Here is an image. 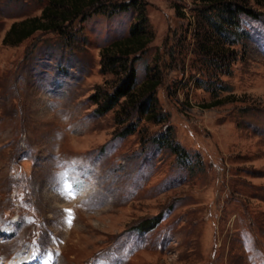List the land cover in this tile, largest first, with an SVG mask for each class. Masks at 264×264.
<instances>
[{
  "label": "rangeland",
  "instance_id": "1",
  "mask_svg": "<svg viewBox=\"0 0 264 264\" xmlns=\"http://www.w3.org/2000/svg\"><path fill=\"white\" fill-rule=\"evenodd\" d=\"M123 1L13 44L10 24L47 0H0V264H264V0H249L260 19L240 14L227 73L202 65L199 1ZM141 8L152 39L132 65L161 77L157 122L92 96L122 77L101 48Z\"/></svg>",
  "mask_w": 264,
  "mask_h": 264
},
{
  "label": "trees",
  "instance_id": "2",
  "mask_svg": "<svg viewBox=\"0 0 264 264\" xmlns=\"http://www.w3.org/2000/svg\"><path fill=\"white\" fill-rule=\"evenodd\" d=\"M101 0H47L39 15L27 16L13 21L4 34L3 40L16 44L27 38L36 30H57L62 25H70L77 17L84 18L86 8L91 5H100ZM202 16L203 25L208 27L202 41L199 42L200 52L204 54L202 65L206 68L227 73L230 70L234 47L232 46L242 38L246 32L240 27V14L260 19L262 12L255 10L249 0H196ZM134 0L116 2L117 7L135 5ZM100 3V4H99ZM184 15L183 11H179ZM148 18L144 8H141L135 20L130 24L128 32L120 37L110 40L101 48V66L103 70L111 71L124 65L122 77L112 87L111 91L100 90L93 93L96 102V112L101 114L115 106L120 98H126L131 104H136L139 111L148 120L157 122L163 120V114L156 110L154 91L161 83L160 75L145 76L141 81H136V72L132 60L137 52L143 50L147 42L152 39V33L147 27ZM129 55V56H128ZM132 55V56H131ZM128 56V57H127ZM126 64V65H125ZM121 72V71H120ZM212 76V75H211ZM212 86V85H211ZM210 87V89L217 88ZM222 102L221 97H216L203 106H214ZM135 131L133 125L126 127L121 135H128ZM160 147L173 150L181 160L186 158L187 152L179 144L174 143L172 136L162 132L154 139ZM143 223V224H142ZM139 226L144 227L145 222ZM152 226L145 229L149 230Z\"/></svg>",
  "mask_w": 264,
  "mask_h": 264
},
{
  "label": "snow or ice",
  "instance_id": "3",
  "mask_svg": "<svg viewBox=\"0 0 264 264\" xmlns=\"http://www.w3.org/2000/svg\"><path fill=\"white\" fill-rule=\"evenodd\" d=\"M69 223H71V220H69Z\"/></svg>",
  "mask_w": 264,
  "mask_h": 264
}]
</instances>
